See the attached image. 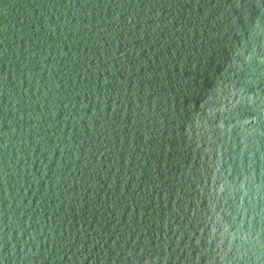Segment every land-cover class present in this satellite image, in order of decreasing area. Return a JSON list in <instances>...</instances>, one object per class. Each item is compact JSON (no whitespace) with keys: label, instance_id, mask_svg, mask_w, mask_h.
Returning <instances> with one entry per match:
<instances>
[{"label":"water","instance_id":"water-1","mask_svg":"<svg viewBox=\"0 0 264 264\" xmlns=\"http://www.w3.org/2000/svg\"><path fill=\"white\" fill-rule=\"evenodd\" d=\"M0 264H264V0H0Z\"/></svg>","mask_w":264,"mask_h":264}]
</instances>
